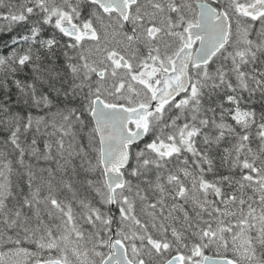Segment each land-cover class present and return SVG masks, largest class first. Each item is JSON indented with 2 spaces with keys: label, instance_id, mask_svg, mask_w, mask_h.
<instances>
[{
  "label": "snow or ice",
  "instance_id": "snow-or-ice-1",
  "mask_svg": "<svg viewBox=\"0 0 264 264\" xmlns=\"http://www.w3.org/2000/svg\"><path fill=\"white\" fill-rule=\"evenodd\" d=\"M0 264H264V0H0Z\"/></svg>",
  "mask_w": 264,
  "mask_h": 264
},
{
  "label": "rangeland",
  "instance_id": "rangeland-1",
  "mask_svg": "<svg viewBox=\"0 0 264 264\" xmlns=\"http://www.w3.org/2000/svg\"><path fill=\"white\" fill-rule=\"evenodd\" d=\"M209 255H212V253H208Z\"/></svg>",
  "mask_w": 264,
  "mask_h": 264
},
{
  "label": "trees",
  "instance_id": "trees-1",
  "mask_svg": "<svg viewBox=\"0 0 264 264\" xmlns=\"http://www.w3.org/2000/svg\"><path fill=\"white\" fill-rule=\"evenodd\" d=\"M34 115H35V113H34ZM41 115H42V113H41Z\"/></svg>",
  "mask_w": 264,
  "mask_h": 264
}]
</instances>
